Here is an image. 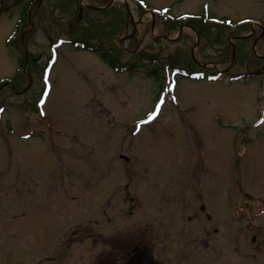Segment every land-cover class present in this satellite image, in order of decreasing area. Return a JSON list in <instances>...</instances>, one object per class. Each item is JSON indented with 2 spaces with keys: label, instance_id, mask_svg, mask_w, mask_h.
Segmentation results:
<instances>
[{
  "label": "rangeland",
  "instance_id": "1",
  "mask_svg": "<svg viewBox=\"0 0 264 264\" xmlns=\"http://www.w3.org/2000/svg\"><path fill=\"white\" fill-rule=\"evenodd\" d=\"M259 22L264 0H0V264H88L135 229L158 239L191 167L222 173L213 212L264 217ZM130 171L143 227L113 217Z\"/></svg>",
  "mask_w": 264,
  "mask_h": 264
},
{
  "label": "flooded vegetation",
  "instance_id": "2",
  "mask_svg": "<svg viewBox=\"0 0 264 264\" xmlns=\"http://www.w3.org/2000/svg\"><path fill=\"white\" fill-rule=\"evenodd\" d=\"M251 24L248 26L251 27ZM257 24L261 26V32L254 37V42L264 35V23ZM251 34L253 31L245 36ZM191 169L189 179L195 184L186 192L190 200L186 197L188 202L181 203V212L167 214L168 230L159 231L157 239L147 235L150 232L147 228L135 229L129 235L119 236L113 245L108 244V250L101 253L97 261H89L88 264H127L138 252H143L155 264H165L166 259L167 264H264V217H230L228 213L213 212L206 202L208 195L216 194L220 189L218 185H223L220 181L222 173H211L201 166ZM236 173L228 172L231 175ZM126 174L129 180L123 183V203H119L117 214L113 217L135 218L137 221L133 226L143 227L144 219L138 220L141 216L137 211L141 204L129 193L130 187L134 186V178L132 172ZM205 174L211 175L212 182L216 183L209 190L202 188ZM238 183L234 181V184ZM103 215L111 220V215ZM160 216L161 210H158L154 217Z\"/></svg>",
  "mask_w": 264,
  "mask_h": 264
},
{
  "label": "water",
  "instance_id": "3",
  "mask_svg": "<svg viewBox=\"0 0 264 264\" xmlns=\"http://www.w3.org/2000/svg\"><path fill=\"white\" fill-rule=\"evenodd\" d=\"M127 264H155V263H153L150 260V258L147 255H145L143 252H138L127 261Z\"/></svg>",
  "mask_w": 264,
  "mask_h": 264
},
{
  "label": "trees",
  "instance_id": "4",
  "mask_svg": "<svg viewBox=\"0 0 264 264\" xmlns=\"http://www.w3.org/2000/svg\"><path fill=\"white\" fill-rule=\"evenodd\" d=\"M219 29H221V28H219ZM79 47H81V48H88L87 46L85 47V45L82 43V44H80V43H76ZM89 50H95V49H89ZM100 55L101 56H103V54L102 53H100Z\"/></svg>",
  "mask_w": 264,
  "mask_h": 264
},
{
  "label": "snow or ice",
  "instance_id": "5",
  "mask_svg": "<svg viewBox=\"0 0 264 264\" xmlns=\"http://www.w3.org/2000/svg\"><path fill=\"white\" fill-rule=\"evenodd\" d=\"M154 115H155L154 113H150L149 114V119H152L154 117Z\"/></svg>",
  "mask_w": 264,
  "mask_h": 264
}]
</instances>
